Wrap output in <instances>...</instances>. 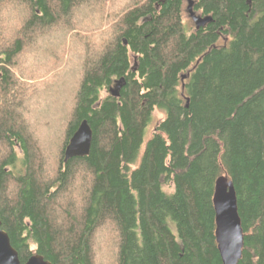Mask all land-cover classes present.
<instances>
[{"label":"trees","instance_id":"1","mask_svg":"<svg viewBox=\"0 0 264 264\" xmlns=\"http://www.w3.org/2000/svg\"><path fill=\"white\" fill-rule=\"evenodd\" d=\"M185 1L0 0V222L20 264H222L220 178L238 264H264V0H191L211 19L193 30ZM83 121L90 153L64 163Z\"/></svg>","mask_w":264,"mask_h":264},{"label":"water","instance_id":"2","mask_svg":"<svg viewBox=\"0 0 264 264\" xmlns=\"http://www.w3.org/2000/svg\"><path fill=\"white\" fill-rule=\"evenodd\" d=\"M192 1L188 0L187 11L192 16L194 25L201 27L211 21L200 18L192 11ZM122 80L116 81L110 89L113 97L119 96ZM92 130L87 121H83L73 134L64 151V163L73 158L89 155L92 144ZM215 212V239L222 264H238L242 255L243 230L238 214L236 193L231 182L220 178L216 182L213 196ZM0 264H20L18 253L12 248L8 235L2 230L0 222ZM26 264H51L39 256H32Z\"/></svg>","mask_w":264,"mask_h":264},{"label":"rangeland","instance_id":"3","mask_svg":"<svg viewBox=\"0 0 264 264\" xmlns=\"http://www.w3.org/2000/svg\"><path fill=\"white\" fill-rule=\"evenodd\" d=\"M184 8H183V20H184V22H185V25L188 27V28H190V29H194V22L193 21H191V19L189 18V13L187 12V7H188V3H187V1H185L184 2V6H183ZM51 75V74H50ZM41 81H43V79L41 80ZM51 110H53V108L51 109ZM164 118V116L160 113V112H155L154 113V115H153V118H152V121H151V124H150V126H149V128H148V133H147V136H150L151 134H152V132L154 131V129H155V126L162 120ZM168 188H165V190H167ZM107 248L106 247H104V245H102V247H101V251L98 253H96L95 254V260H100V259H103V261H104V253H105V250H106ZM109 251V250H108ZM107 256V255H106ZM105 256V257H106Z\"/></svg>","mask_w":264,"mask_h":264},{"label":"flooded vegetation","instance_id":"4","mask_svg":"<svg viewBox=\"0 0 264 264\" xmlns=\"http://www.w3.org/2000/svg\"><path fill=\"white\" fill-rule=\"evenodd\" d=\"M188 3V2H187ZM188 12V11H187ZM189 13V12H188ZM189 18L191 19V21H193V19H192V16L190 15V13H189ZM115 84V83H114ZM113 84V86L111 87V88H113L115 85Z\"/></svg>","mask_w":264,"mask_h":264}]
</instances>
